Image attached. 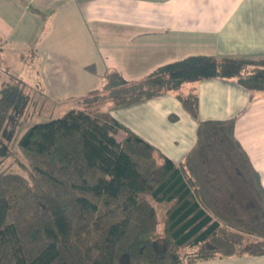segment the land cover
Segmentation results:
<instances>
[{"label": "trees", "instance_id": "obj_1", "mask_svg": "<svg viewBox=\"0 0 264 264\" xmlns=\"http://www.w3.org/2000/svg\"><path fill=\"white\" fill-rule=\"evenodd\" d=\"M3 43L0 37V50ZM251 61L189 56L136 81L108 72L100 90L75 101L79 110L19 137L26 103L15 104L17 89L0 90V264H184L264 255V190L234 137L233 119L201 121L194 146L174 163L98 108L174 91L197 117V96L180 93L182 86L236 78L250 93L264 91V67L249 70ZM117 130L125 132L120 142ZM215 146L234 156L236 165L228 157L219 162L227 165V183L208 169ZM155 204L165 206L156 237ZM246 235L255 239L245 242Z\"/></svg>", "mask_w": 264, "mask_h": 264}, {"label": "crops", "instance_id": "obj_2", "mask_svg": "<svg viewBox=\"0 0 264 264\" xmlns=\"http://www.w3.org/2000/svg\"><path fill=\"white\" fill-rule=\"evenodd\" d=\"M104 29L112 30L106 39L115 46L106 52L103 78L116 71L136 81L162 64L197 55L264 59V0H0V37L5 43L17 37L18 51L32 55L24 67L34 78L33 88L56 93L67 85L76 71L65 52L81 50L89 40L103 44ZM82 67L96 72L95 64ZM190 92L197 96V117L174 91L127 106L124 118L118 117L121 108L107 111L174 163L194 146L201 121L233 119L234 137L264 190V91L250 93L236 78H210L180 89L184 95ZM249 237L255 239L244 238ZM184 264H264V255Z\"/></svg>", "mask_w": 264, "mask_h": 264}, {"label": "rangeland", "instance_id": "obj_3", "mask_svg": "<svg viewBox=\"0 0 264 264\" xmlns=\"http://www.w3.org/2000/svg\"><path fill=\"white\" fill-rule=\"evenodd\" d=\"M112 34V30L104 29V31L101 32V36H105L104 39H101L103 40V44L97 43L95 40V43L92 40H89V42L85 43V45H81V50L76 51L74 49L65 52L66 56H68L67 59L71 67L70 69H73L77 73L72 72L70 78H68L69 80L67 81V85H62V87L58 89L56 93L46 90L41 86L33 88L34 86L31 83H33L34 78L30 75L29 70L27 71L24 67V63L28 62L26 60H30L32 55L30 53L21 54L20 51H18L20 45L17 37L15 38L14 36L11 41H7L2 45L0 50V90L3 88H9L10 90L17 89V93L15 95V104H17V106L20 105L23 99V102L26 103L23 110L24 116H22V118L18 121L16 128V130H18V137L28 127L36 123L65 117L75 108V103L73 100H71L73 96L81 98L87 95L89 92L98 91L101 89L103 84L104 67L106 66L105 56L108 54L106 52H108V49H110L112 46H115L114 43H111L106 39ZM94 38L97 39V37ZM105 47H107V50H105ZM109 56L110 55L108 54V58ZM90 64L96 65L95 73H89L88 70L82 67L83 65ZM258 66L264 67V61L253 60L251 61L250 65L246 67L247 69L252 70L254 67ZM25 71L27 72L26 74ZM74 80H76L77 83ZM18 81L21 82V85L18 84ZM74 83L79 84L76 89L73 88ZM184 89L185 88H183L181 91L184 92ZM109 106L110 103H105L98 106V108L99 111H107ZM127 109H129L127 106L125 108L121 107V109L118 110V117L124 118ZM113 137L117 142H120L123 138V134L116 131L113 134ZM218 149L219 152L216 150V146L215 148L210 149V152H212V150L213 152L209 162V164H211V168L208 169L209 171L215 170L216 174L212 177L220 178V182L227 183V176L224 173V168L227 167V165L222 168V164L219 162L226 163V158L228 157V162L234 163V156L225 146H219ZM14 151L16 156H21L17 147H15ZM234 164L236 165V163ZM14 168L17 170L16 166H14ZM245 177L248 179V176ZM155 206L160 224L154 237L161 234L165 209L164 205L155 204ZM253 239V237H249L244 241L249 242L253 241Z\"/></svg>", "mask_w": 264, "mask_h": 264}]
</instances>
